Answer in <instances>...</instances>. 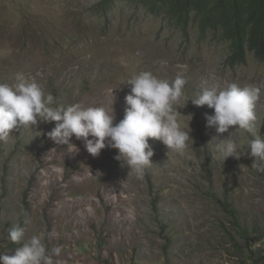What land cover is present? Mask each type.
Wrapping results in <instances>:
<instances>
[{"label": "rangeland", "instance_id": "rangeland-1", "mask_svg": "<svg viewBox=\"0 0 264 264\" xmlns=\"http://www.w3.org/2000/svg\"><path fill=\"white\" fill-rule=\"evenodd\" d=\"M101 1L0 0V83L22 72L59 104L112 108L115 124L127 80L145 71L169 81L181 75L177 119L192 142L181 156L149 139L152 165L138 179L114 159L116 149L93 157L74 136L75 152L54 143L47 133L55 122L13 130L0 142V254L20 246L7 237L20 224L49 254L61 247L54 264H264V172L252 167L251 136L234 133L241 155L223 161L212 138L228 133L207 127L214 110L190 99L213 85L260 88L256 128L264 138V61L249 56L230 68L228 45L191 26L183 37L129 4L98 20Z\"/></svg>", "mask_w": 264, "mask_h": 264}, {"label": "clouds", "instance_id": "clouds-1", "mask_svg": "<svg viewBox=\"0 0 264 264\" xmlns=\"http://www.w3.org/2000/svg\"><path fill=\"white\" fill-rule=\"evenodd\" d=\"M186 83L181 75L169 81L148 71L136 74L125 82L130 86V93L125 96L124 117L114 124L112 108L109 112L103 107L59 104L51 93H45L35 77L18 72L14 83H0V142H6L10 132L21 126L34 128L38 122H55L47 135L57 145H71L77 151L71 143L74 136L83 141L93 157L105 147L116 149L114 159L142 179L154 155L149 139L160 141L167 150L181 156L188 150L189 141L192 142L188 125L181 128L177 119ZM190 99L197 107L206 105L214 110L212 115H205L207 127L214 128L218 135L228 133L226 139L212 138L223 161L229 156L239 158L241 153L234 133L244 132L251 136L247 147L253 158L252 167L264 172V138L256 128L255 111L260 88L252 84L241 87L237 83L224 88L213 85L204 87ZM231 126L236 127L230 132ZM25 235V228L20 224L7 230L8 239L20 246L12 255L0 254V264H54L53 256L61 254V247L52 248L49 254L40 236L25 239Z\"/></svg>", "mask_w": 264, "mask_h": 264}, {"label": "trees", "instance_id": "trees-1", "mask_svg": "<svg viewBox=\"0 0 264 264\" xmlns=\"http://www.w3.org/2000/svg\"><path fill=\"white\" fill-rule=\"evenodd\" d=\"M127 4L183 37L191 26L203 39L228 45L226 64L230 68L245 65L249 56L264 61V0H102L95 17L115 19L116 5Z\"/></svg>", "mask_w": 264, "mask_h": 264}]
</instances>
